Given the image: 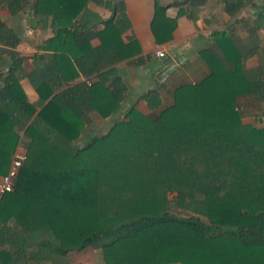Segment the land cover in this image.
Segmentation results:
<instances>
[{"label":"trees","instance_id":"1","mask_svg":"<svg viewBox=\"0 0 264 264\" xmlns=\"http://www.w3.org/2000/svg\"><path fill=\"white\" fill-rule=\"evenodd\" d=\"M1 1L12 16L30 2ZM88 2L32 0L31 13L49 18L52 31L41 50L53 51L27 75L35 104L18 85L21 57L9 51L0 73V175L19 132L26 155L12 192L0 199V263L49 262L91 248L103 264H264V124L243 125L235 110L246 96L264 102V61L245 70L252 52L234 46L225 31L213 32L219 52H199L204 78L176 87L164 108L156 88L146 91L105 133L76 145L89 113L104 119L120 109L125 87L111 69L101 70L130 54L127 47L119 54L105 36L121 35L123 2L111 6L107 20L97 19L99 31L88 28ZM240 7V0L223 2L228 15ZM257 9L259 19L264 7ZM164 12L155 2L156 44L176 25ZM161 20L165 34L157 30ZM93 38L100 45L89 48ZM0 42L17 43L2 22ZM58 54L77 70L69 78L95 81L59 89ZM138 101L154 116L137 110ZM170 193L177 207L188 200L192 215L168 213Z\"/></svg>","mask_w":264,"mask_h":264},{"label":"crops","instance_id":"2","mask_svg":"<svg viewBox=\"0 0 264 264\" xmlns=\"http://www.w3.org/2000/svg\"><path fill=\"white\" fill-rule=\"evenodd\" d=\"M116 1L120 0H89L85 7L88 14V28L95 24V28L92 30H101L103 26L97 23V19L104 21L110 18L111 6ZM121 1L126 15L121 22V35L116 37L114 31L111 30L105 36L107 43L111 42L118 47L119 54H122L123 47H127L130 54L113 66L106 67L101 71L111 69L113 71L111 76L119 77L125 87V96L120 104V109L108 118L101 119L96 114L89 113L87 115L88 125L85 126L80 140L105 133L108 127L119 120L124 111L146 91L156 88L160 98V107L164 108L171 104L172 92L176 87L183 84H194L204 78L208 74V67L200 58L199 52L208 48L219 52L213 43V32L225 31L234 46L242 52H252V55L248 56L244 62L245 70L254 69L259 62L264 61V11L261 18H257V6L264 7V0H240L241 7L233 15L224 12L223 2L237 0H204L201 4H195L191 0ZM155 2L165 7V18L175 20L176 23L174 30L170 33V38L161 44L154 42L150 29ZM31 5L32 0L23 11L12 16L0 0V22L17 39V43L13 47L0 42V73L6 71L10 64L9 51L21 57L18 85L27 101L35 104L37 95L27 75L31 72L35 62L37 63L35 67H41L53 51L41 50L44 41L52 36L49 18L34 16L31 13ZM157 30L159 33H166L163 20L160 21ZM88 45L89 48H95L100 45V40L93 38ZM155 46L164 51L165 57L163 59L154 56ZM66 47L73 50L70 43ZM34 55L40 56L41 59L32 61ZM58 55L56 65L59 66V71L61 70L60 73L64 76L59 89H65L79 82H85L86 85H89L95 81V76L86 79L80 74L72 79L69 78L73 75V71L77 70L71 68L70 64V68L66 67L68 63L64 62L61 57L62 54ZM165 58L172 61L173 69L167 75H164L161 66ZM249 97L240 98L239 101H245ZM125 102L126 105L121 108ZM135 107L144 115L153 114L147 110L142 101H138ZM38 110L39 107L36 108V111ZM261 121L262 124L252 125L251 116L241 117L243 125L260 127L264 124L263 117L256 120L258 123ZM89 249L92 251L99 250L88 248L84 251ZM79 253L81 252H72L64 258ZM56 259L61 260V257L53 256L51 258L52 261ZM100 261H102L101 256ZM45 263L47 262L30 264ZM88 264L94 263L89 262Z\"/></svg>","mask_w":264,"mask_h":264},{"label":"rangeland","instance_id":"3","mask_svg":"<svg viewBox=\"0 0 264 264\" xmlns=\"http://www.w3.org/2000/svg\"><path fill=\"white\" fill-rule=\"evenodd\" d=\"M124 105H126V102L123 105H121V108ZM238 107L241 108V111L239 112L241 114V117L251 116L252 125L263 123L262 121L258 123L256 122V120L263 117V121H264V102H260L254 98L249 97V99L245 101H238ZM148 115L154 116V114H148ZM90 133H92V131H90ZM18 135H20L19 137L20 139H22L21 138L22 133L19 132ZM20 139L16 143L15 147L19 146V144L21 145V141L23 142V139L22 140ZM83 142L84 140L81 139L79 142H76V145L81 144ZM173 197H175L174 193H170L167 195L168 213H171V214H174L180 217H187V216L192 215V212H191L192 205L189 203L188 200H185V203H188L189 205L186 204L187 206L177 207L175 201L173 200ZM201 219L205 221L204 218L201 217ZM72 255L69 258L63 257L61 258V260L60 259H56L54 261L51 260L50 262H47L45 264H88L89 262H92L94 264H102V261H100L101 252L99 250L92 251L89 249L87 251H82L79 254H75V255L72 254Z\"/></svg>","mask_w":264,"mask_h":264},{"label":"built area","instance_id":"4","mask_svg":"<svg viewBox=\"0 0 264 264\" xmlns=\"http://www.w3.org/2000/svg\"><path fill=\"white\" fill-rule=\"evenodd\" d=\"M154 56L156 58L163 59L165 57V54L164 51L161 50V48L155 46ZM235 110L240 112L241 108H236ZM25 160V151L19 144V146H16L11 153L6 172L3 175H0V199L5 194L12 192L18 172Z\"/></svg>","mask_w":264,"mask_h":264},{"label":"water","instance_id":"5","mask_svg":"<svg viewBox=\"0 0 264 264\" xmlns=\"http://www.w3.org/2000/svg\"><path fill=\"white\" fill-rule=\"evenodd\" d=\"M164 75L169 74L173 69H172V61L169 58H165L161 64Z\"/></svg>","mask_w":264,"mask_h":264}]
</instances>
